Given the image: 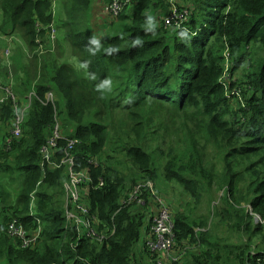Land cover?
Segmentation results:
<instances>
[{
	"label": "trees",
	"instance_id": "1",
	"mask_svg": "<svg viewBox=\"0 0 264 264\" xmlns=\"http://www.w3.org/2000/svg\"><path fill=\"white\" fill-rule=\"evenodd\" d=\"M170 1L134 0L112 17L111 33H102L90 22L96 0H68L59 20L51 0H0L2 60L9 50L0 63L1 127L11 118L12 130L14 118L5 88L22 106L36 93L22 135L10 149L4 144L10 133L0 137V264H264V0H176L190 10L186 24L195 33L186 38L163 25ZM53 25L58 41L71 42L81 70L55 59ZM228 65L242 78L223 83ZM78 89L87 98L83 106ZM50 91L60 98L57 107L46 101ZM161 110L175 113L176 122L163 123ZM62 124L72 132L66 137L79 140L77 169L99 160L87 197L115 227L103 243L77 240L67 220L60 197L67 169L41 168V148L51 129L65 132ZM169 130L175 145L162 147ZM148 182H163L172 199L170 187L187 197L174 209L180 251L174 247L172 260L139 245L143 231L149 234L145 222L158 213H150L151 189L143 191L148 204H121ZM37 218L43 230L36 247L23 248L7 234L13 219L35 230Z\"/></svg>",
	"mask_w": 264,
	"mask_h": 264
},
{
	"label": "built area",
	"instance_id": "2",
	"mask_svg": "<svg viewBox=\"0 0 264 264\" xmlns=\"http://www.w3.org/2000/svg\"><path fill=\"white\" fill-rule=\"evenodd\" d=\"M133 1L134 0H113L111 3L107 4L109 5L107 11L111 17H116L120 14L119 11L122 8L123 10L129 8ZM170 3L172 18H176L177 12L182 11V9L178 6L176 0H171ZM185 12L187 13V11ZM172 18L167 19L166 23L170 24ZM54 36L55 30L53 31V37ZM40 42L41 41L39 40V43ZM224 82L226 81L223 77V83ZM1 88L2 86L0 83V89ZM5 91L8 93L6 97L11 99L14 109L12 130L4 141L5 149H10L12 140L17 139L22 135V123L24 122L26 111L31 105L33 96H35L36 93L35 91H32L27 97L25 106H22L17 96L10 89L5 88ZM234 92L237 93L236 90H234ZM52 96V92L47 93L46 101L49 102ZM4 98L0 99V104L5 100ZM62 140L66 141L64 146L60 145ZM78 144V139L66 137L62 133L61 127L57 125L54 129H51L47 141L41 148V168L45 170L46 166H49L53 169H59L62 167L67 169L69 177L68 181L64 183L67 220L76 226L78 231L77 240L88 237L95 242L103 243L115 233V227L111 229L108 225H105L99 215L92 211L87 197L93 184L90 174L91 167L99 166V160L97 157H92L88 159V166L77 169L76 166H78V161L77 155L74 154V150ZM103 183V179H100L99 186H102ZM144 187H149L151 191L154 188L152 182L141 183L130 193H127L122 197L121 204L123 206H128L133 203L138 204L139 206L148 204L143 197ZM153 217L152 225H149V231L151 230L152 236L148 234L146 244L152 252L169 255L173 252L176 242L173 214L171 215L166 205L161 204L158 213H155ZM37 222L38 228L35 230H29L19 219H13L8 226L7 234L13 239H18L23 248L34 247L39 242L43 230L42 222L39 218H37ZM164 246H168V251L161 252L160 249Z\"/></svg>",
	"mask_w": 264,
	"mask_h": 264
},
{
	"label": "rangeland",
	"instance_id": "3",
	"mask_svg": "<svg viewBox=\"0 0 264 264\" xmlns=\"http://www.w3.org/2000/svg\"><path fill=\"white\" fill-rule=\"evenodd\" d=\"M51 1L55 5L53 7V9H54V13L56 14L55 15L56 19L59 20L63 16V14L66 13V5L68 4V0H51ZM178 2H179V0H178ZM108 7H109V5L104 4V1L96 0V5H95V7L93 9V13L91 11V16H92L91 17V21H90L91 25L95 29H97V26L102 25L101 28H100V30L103 31L102 33H111V31H112V26H113L112 20H113V18L111 17V15L107 11ZM122 10H123V8L119 11L120 14L123 13L126 9H124L123 11ZM185 11H187V13ZM0 12H1V9H0ZM93 14L96 16V21L94 20ZM165 16L162 17L161 20L163 21V25H164V27L166 29L176 28L177 30L181 31V33L185 34V38L194 35L195 31H193L191 29V27L186 24L189 21V19H190V10H188L186 7H184L182 11H178L177 12L178 19H177V17L176 18H172L171 8L168 11L167 15H165ZM156 17H158V14L156 15ZM169 18H172V20H171L170 24H167L166 21ZM97 23H101V24L98 25ZM52 27L55 29V25H53ZM55 37H56L55 40L53 41L51 39L53 42L50 43L52 45V52H53V54L55 56V59L58 62H60L61 64H71L72 66H74L78 70H81L82 67H83L82 60L80 61V59L78 57L74 58V57L71 56V53H70L71 47L69 46L71 42L69 41L68 43H64L63 44L60 41H58V39L60 37V32L57 31L56 29H55ZM61 37H62V34H61ZM14 40H16V38H14ZM9 43L11 45L12 41H9ZM40 45L42 46L41 42H40ZM61 47L64 49V51L61 50ZM8 54H9V50L6 51V53H5L6 58H4L3 60H2V58L0 56V59H1L2 63L4 62L5 59H8ZM11 69H12V67H11ZM20 72L23 74L22 71H20ZM16 73H17V71L15 69H12V76L13 77L16 75ZM243 74H244V72H242L241 70L240 71H236V72H234V74H232L231 67L228 65L226 67L225 75L223 77H224L225 81H227L229 79L228 82H230V80L236 81V80L241 79ZM8 83L12 84L13 86L15 85L13 80L9 81ZM50 92L53 93V96L50 98L51 100L49 102H51L55 107H57L56 104H58V102H60V98H58V96L55 93V91H50ZM28 93L29 92H27V94ZM75 94H76L75 98H76V102H77L78 106L79 105L83 106V101L85 103H87V98L85 97L83 99V89L76 90ZM161 112H162V114L159 117L162 119L163 123L172 125L174 122H176L177 116H176L175 113H173L172 111H166V110H161ZM25 117H26V115H25ZM10 119L11 118H9L7 120H3L2 127H1V124H0V137H2V136L5 137L8 133L11 132V130H10ZM62 127H63V129L65 131L64 133L63 132L62 133L65 136H71L72 132L70 131V128H65L64 124H62ZM156 139H159V138H156ZM3 141L4 140H2V138H1L0 139V143L2 144ZM174 141H175V139L172 136V130H169L165 134V140L162 141L160 139L162 147H165V146H168V145L174 146L175 145ZM154 143L156 144L158 142L155 141ZM220 158L221 157H219L218 159L215 160L216 163H217V168L219 170H221L222 167H223V163L220 161ZM158 164L160 166L161 162L158 163ZM159 166H158V168H159ZM235 168L239 169L240 171L243 169L241 166H236ZM160 171L161 170H159V172ZM67 181H68V179L65 180V182H67ZM243 184H244V182L241 183L242 186H243ZM153 186H154V188H153V190L151 192V195L153 196V198H150L151 199L150 200V205H151L150 213L151 214H154L156 211H158L157 207H155L153 202L157 203L158 208H160L161 204L166 205L168 210H169V212L171 213V215L173 214V216H174V213H175L174 209H176V210L180 209L179 205L183 206L182 203L184 201H187V197L185 196V194L183 192L181 193V191L174 190L173 188L170 187L169 190L174 194V198L172 199L169 196V194L167 193V191L165 189V185H164L163 182H159L158 185L156 183H153ZM60 193H61L60 197L62 196L63 193L65 194L64 186H63V189L60 190ZM219 193L222 194V192H219ZM65 214H66V200H65ZM149 216H150V214H149ZM153 219H154V217H152L151 219H147V221L145 223H150L152 225ZM42 226H43V224H42ZM149 234H150V236H152L151 230L149 231ZM142 242L145 243V241L143 240V234L141 236V240L139 241V244L141 245ZM175 245H177V244L175 243ZM189 247H191V245H189ZM195 247L196 246H193V248H195ZM175 249L177 251H180L179 248L176 247V246H175ZM160 251L161 252L168 251V246H164L163 248L160 249ZM156 254H157L159 259L170 258L172 260V259H174L175 256H177V254L174 253V249H173V252H171L169 255H162L161 253H156Z\"/></svg>",
	"mask_w": 264,
	"mask_h": 264
},
{
	"label": "crops",
	"instance_id": "4",
	"mask_svg": "<svg viewBox=\"0 0 264 264\" xmlns=\"http://www.w3.org/2000/svg\"><path fill=\"white\" fill-rule=\"evenodd\" d=\"M22 43V42H21ZM22 46H23V48L25 49V51H27L28 52V49H27V47H25V45L22 43ZM6 51V50H5ZM65 200H66V198H65ZM146 239H147V236H145L144 235V231H143V240H145V243H146ZM140 245V244H139Z\"/></svg>",
	"mask_w": 264,
	"mask_h": 264
}]
</instances>
